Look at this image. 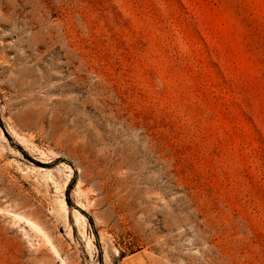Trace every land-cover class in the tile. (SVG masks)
<instances>
[{"label": "rangeland", "instance_id": "374dc122", "mask_svg": "<svg viewBox=\"0 0 264 264\" xmlns=\"http://www.w3.org/2000/svg\"><path fill=\"white\" fill-rule=\"evenodd\" d=\"M0 264H264V0H0Z\"/></svg>", "mask_w": 264, "mask_h": 264}, {"label": "bare ground", "instance_id": "6f19581e", "mask_svg": "<svg viewBox=\"0 0 264 264\" xmlns=\"http://www.w3.org/2000/svg\"><path fill=\"white\" fill-rule=\"evenodd\" d=\"M25 232V231H24ZM26 233V232H25ZM28 234V233H27Z\"/></svg>", "mask_w": 264, "mask_h": 264}]
</instances>
